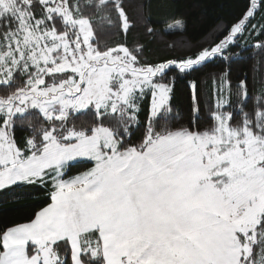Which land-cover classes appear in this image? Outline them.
I'll return each mask as SVG.
<instances>
[{"label":"snow or ice","instance_id":"1","mask_svg":"<svg viewBox=\"0 0 264 264\" xmlns=\"http://www.w3.org/2000/svg\"><path fill=\"white\" fill-rule=\"evenodd\" d=\"M134 23L127 0H0V197L33 207L0 264H264V0L156 61L110 39Z\"/></svg>","mask_w":264,"mask_h":264},{"label":"trees","instance_id":"2","mask_svg":"<svg viewBox=\"0 0 264 264\" xmlns=\"http://www.w3.org/2000/svg\"><path fill=\"white\" fill-rule=\"evenodd\" d=\"M245 2L246 0H127L130 15L135 21L134 27L126 37L121 34L110 39L126 41L130 47L143 45L144 57L149 61L173 57L201 44L207 46L218 27L230 25L242 11ZM141 5L144 6L143 19ZM173 16L185 20L186 30H167L164 21ZM147 27H153L154 33L150 35L146 31ZM258 60L259 57H254L234 64L233 77L249 72L250 66ZM223 67L224 65L218 63L210 64L200 73V79L221 71ZM180 87L182 86L178 85ZM174 103L178 111L185 109L188 103L187 94L178 92ZM23 204L28 206H19ZM32 211L31 202L14 203L11 199L0 197V224L21 220Z\"/></svg>","mask_w":264,"mask_h":264}]
</instances>
